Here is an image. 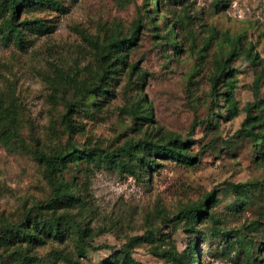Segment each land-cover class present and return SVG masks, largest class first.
I'll use <instances>...</instances> for the list:
<instances>
[{
	"label": "rangeland",
	"instance_id": "374dc122",
	"mask_svg": "<svg viewBox=\"0 0 264 264\" xmlns=\"http://www.w3.org/2000/svg\"><path fill=\"white\" fill-rule=\"evenodd\" d=\"M41 0L25 4L17 23L23 43L9 36V12L0 0V92L15 100L24 144L4 146L0 131V264H16L20 247L35 264H123L119 251L134 236L161 228L171 233L179 250L197 239L200 264H264V153L244 129L246 106L254 104V81L264 68V0ZM147 14L155 21H148ZM30 21L35 23L31 24ZM142 21L138 43L130 49L127 65L111 68L99 47L115 36L130 34ZM169 28L176 34L168 36ZM241 37L229 65L237 70L235 96L240 114L231 118L224 97L210 96L216 59L227 57L232 42ZM257 64L245 55L249 45ZM136 64L134 72L130 66ZM116 70L111 94L81 99L80 85L97 82L102 69ZM221 92H225L223 86ZM261 92L264 96V82ZM98 100L95 107L92 101ZM66 101L79 102L71 114L73 131L64 117ZM140 103L153 120H133L123 109ZM78 104V103H77ZM254 115L260 109L253 105ZM159 128L192 143L201 162L188 167L165 161L139 177L114 166L71 163L57 172L69 182L79 201L66 211L74 226L81 225L95 247L78 253L77 235L48 240L44 245L9 244L3 227L20 224L37 205L55 197L51 175L35 152H65L69 145L114 152L131 139L156 136ZM258 131V130H257ZM243 185L238 192L235 185ZM209 204V215L189 234L184 222L169 218L193 204ZM51 213L44 212L45 218ZM252 243V255L245 252ZM140 264H172L154 256L147 242L135 245Z\"/></svg>",
	"mask_w": 264,
	"mask_h": 264
},
{
	"label": "trees",
	"instance_id": "16d2710c",
	"mask_svg": "<svg viewBox=\"0 0 264 264\" xmlns=\"http://www.w3.org/2000/svg\"><path fill=\"white\" fill-rule=\"evenodd\" d=\"M2 5L9 12V18L5 21V25L9 31V36L16 39L19 44L23 43L24 31L17 23L18 15L25 4L31 6L42 4L41 0H1ZM52 2V0H48ZM160 0H157L158 4ZM57 5L55 2H52ZM148 21H155L154 16L147 14ZM33 24L35 22L30 21ZM144 28L142 21L135 24L134 29L130 34L123 36H115L110 38L106 44L99 47L101 58L107 60L108 68L112 64L119 62V64L127 65L129 51L133 48L140 39V31ZM170 40L176 38V34L172 28L168 30ZM241 37L236 38L232 42V47L227 57H219L216 59V69L211 77L210 96L214 100H219L223 96L228 108L231 118H235L240 114L239 105L235 96L237 89V70L229 65V58L236 54L239 48V41ZM245 55L250 61L254 62L259 59L258 54L254 53V46L249 45L245 50ZM137 65L130 66L132 72ZM116 70L102 69L98 75L97 82H84L80 85L82 91L81 99L84 101L91 98L98 99L106 97L111 94V81L115 78ZM264 82V68L260 70L254 81V104L246 106L247 118L244 122L245 133L253 137L259 145V148L264 153V96L261 92ZM225 88V92H221L220 87ZM98 100L92 101L95 107L99 106ZM78 103V104H77ZM79 102L66 101V113L64 117L68 123L70 131L75 129L72 124L71 114L76 111ZM253 105L257 106L261 114L254 115L252 111ZM126 114H130L133 120L145 119L153 120V112L151 109L144 108L140 103L133 104L130 108H124ZM21 119L18 110V104L15 100L9 102L0 92V131L2 135V142L4 146L10 148L14 144H24V139L21 136ZM258 130V131H257ZM192 143L182 136L165 131L159 128L156 136L147 135L138 139H131L125 145L115 150L114 152H107L96 149H81L75 145H69L65 152L57 151L56 153H46L42 151L35 152L36 157L46 164V170L51 175V183L54 186L55 197L46 204L35 206L36 213L29 212L24 221L20 224L6 223L3 230L6 234L4 240L9 244L29 243L31 245H44L50 239L63 241L66 235L72 231L77 235V249L78 253L86 257L89 250H100L107 246L95 247L91 244L86 233L81 225L74 226L71 215L66 211L58 214L59 211L70 207L72 201H79L76 197L73 186L63 181H57L54 176L57 172H62L68 168L69 164L85 162L92 163L99 161L100 164L106 166H114L122 169L126 173L139 177L143 171L149 172L157 170L163 165L165 161H174L188 167H195L201 162L198 154L192 151ZM238 192L245 191L243 185H235ZM215 193L211 192L205 198V202L193 204L185 207L178 212L174 218H169L168 223L173 224V230L177 229V224L184 222L186 231L191 234L197 229L196 226L202 219L213 218L209 215L208 206L213 203ZM44 212L51 213L49 218H45ZM147 242L151 245V253L172 264H200L201 257L197 252V239H192L188 248L184 251L179 250L176 241L171 233L163 234L161 228H155L146 231L144 236H134L123 244L119 251V261L123 264H140L133 256V248L135 245ZM253 244L248 243L245 252L252 255ZM13 255L15 256L16 264H35L20 247L15 248ZM60 256L70 261L71 264H76L73 258L68 257V254L61 253Z\"/></svg>",
	"mask_w": 264,
	"mask_h": 264
}]
</instances>
